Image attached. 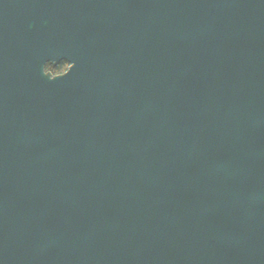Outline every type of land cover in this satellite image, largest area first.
<instances>
[{"label": "trees", "instance_id": "1", "mask_svg": "<svg viewBox=\"0 0 264 264\" xmlns=\"http://www.w3.org/2000/svg\"><path fill=\"white\" fill-rule=\"evenodd\" d=\"M45 1L61 30L54 46L40 38L31 0H0V196L38 203L55 225L79 215L66 191L73 174L94 223L88 234L44 235L36 264H173L182 243L168 209L189 197L210 201L207 214L238 231L218 246L244 264H264V194L246 190L264 166V115L246 121L247 137L232 147L227 135L228 73L239 56L264 49V0H213L180 41L173 83L142 106L112 71L120 19L107 18L101 0ZM124 1L154 11V0ZM252 63L240 65L244 74L257 69ZM50 70L49 105L64 127L45 149L20 133L14 87L20 72L38 79ZM233 153L240 171L220 164ZM6 225L0 208V237Z\"/></svg>", "mask_w": 264, "mask_h": 264}, {"label": "rangeland", "instance_id": "2", "mask_svg": "<svg viewBox=\"0 0 264 264\" xmlns=\"http://www.w3.org/2000/svg\"><path fill=\"white\" fill-rule=\"evenodd\" d=\"M31 1L37 8L40 38L47 41L50 46L56 45L61 30L53 16L48 13L47 2ZM154 1V11L151 14L140 8L133 9L131 7L133 2L121 3L120 0L100 2V8L107 18L120 19L121 29L116 41L117 47L111 59L112 71L122 85L133 94L138 106L149 102L161 88L173 83L183 65L180 41L183 36L190 34L197 25H200L204 15L210 14L209 9L213 2V0ZM87 38L88 35H85L81 43H85ZM32 49L40 53L38 46H32ZM249 51L247 58L239 56L233 62L238 66L230 69L228 73L231 106L228 119L230 129L227 130V135L231 147L247 137L246 121H254L258 118L253 117L264 115V49L252 48ZM245 59H250L252 64L257 65V69L249 68L244 74L240 65L244 66ZM256 70L259 73L255 72ZM53 75V71L50 70L40 74L38 79H33L20 72L14 87L16 95L19 96L14 103L19 131L25 138L41 140L45 149L54 145L59 131L64 127V121L52 113L49 105L48 96L52 90ZM255 77L258 81L254 85ZM250 86H255L252 94L249 91ZM261 102L262 106L257 107L256 105ZM234 154L223 157L220 164L232 171H240L242 166ZM68 180L66 191L77 205L79 215L77 218L67 215L54 222L60 235L72 229L85 231V227L89 228L94 223L84 192L76 184L73 174L68 176ZM254 186V183H251L246 189L248 194L254 193ZM10 201L14 207L17 206L14 199L10 198ZM180 201L181 204L168 209L178 232L177 239L182 243L180 251L170 255L173 264H244L216 243L218 237L236 238L239 237V233L207 214L212 205L210 201L192 197L182 198ZM25 210L33 218H43V211L36 202L29 204ZM41 230L50 233L53 231L52 225L50 228L43 226ZM0 238L11 247L19 249L32 245L39 248L41 244L39 238L32 244L16 241L9 224Z\"/></svg>", "mask_w": 264, "mask_h": 264}, {"label": "water", "instance_id": "3", "mask_svg": "<svg viewBox=\"0 0 264 264\" xmlns=\"http://www.w3.org/2000/svg\"><path fill=\"white\" fill-rule=\"evenodd\" d=\"M255 192L264 193V166L255 178ZM3 211L10 217L13 229L20 239L30 241L39 236L40 229L30 220L27 212L19 208L12 210L7 198L3 200ZM35 255L34 247L15 252L0 240V264H33Z\"/></svg>", "mask_w": 264, "mask_h": 264}, {"label": "flooded vegetation", "instance_id": "4", "mask_svg": "<svg viewBox=\"0 0 264 264\" xmlns=\"http://www.w3.org/2000/svg\"><path fill=\"white\" fill-rule=\"evenodd\" d=\"M33 220H34V222L37 224V225H44V219L43 218H40V219H38V218H33ZM15 238H16V236H15ZM16 241L18 240L19 241V239L18 238H16L15 239ZM22 241V240H21Z\"/></svg>", "mask_w": 264, "mask_h": 264}, {"label": "bare ground", "instance_id": "5", "mask_svg": "<svg viewBox=\"0 0 264 264\" xmlns=\"http://www.w3.org/2000/svg\"><path fill=\"white\" fill-rule=\"evenodd\" d=\"M261 171V170H260ZM254 192H255V190H254ZM256 193V192H255ZM257 194V193H256ZM264 194V193H263Z\"/></svg>", "mask_w": 264, "mask_h": 264}]
</instances>
